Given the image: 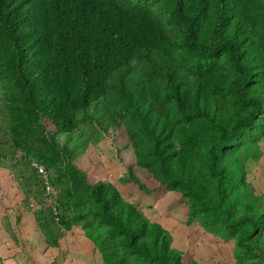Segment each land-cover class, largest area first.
<instances>
[{
    "label": "trees",
    "instance_id": "1",
    "mask_svg": "<svg viewBox=\"0 0 264 264\" xmlns=\"http://www.w3.org/2000/svg\"><path fill=\"white\" fill-rule=\"evenodd\" d=\"M263 29L264 0H0V169L16 181L25 210L32 211L31 199L45 200L37 169L20 161L32 160L40 130H53L55 139L82 138L80 122L99 124L101 114L112 127H124L113 141L135 150L140 139L126 120L135 128L164 121L177 147L155 146L150 157L138 158V165L152 167L147 180L183 192L212 226L239 233L238 246L264 262V250L247 244L264 212L237 213L251 199L222 164L224 150L264 113V88L253 89L255 78L264 83ZM134 63L143 65L142 74L130 73ZM114 75L118 85H111ZM193 160L213 185L193 177ZM106 192L95 182L90 194L122 235L124 252L139 264H180L158 226ZM68 213L64 205L33 210L39 228L47 219L66 225Z\"/></svg>",
    "mask_w": 264,
    "mask_h": 264
},
{
    "label": "rangeland",
    "instance_id": "2",
    "mask_svg": "<svg viewBox=\"0 0 264 264\" xmlns=\"http://www.w3.org/2000/svg\"><path fill=\"white\" fill-rule=\"evenodd\" d=\"M260 34H264V29ZM254 63L256 71L257 60ZM140 66L143 65L134 63L130 73L142 74L144 67ZM255 80L258 83L253 89L259 93L258 87L264 88V83ZM164 82L162 77L157 82L159 94L163 93ZM116 84L114 75L111 85ZM262 94L264 98V90ZM132 105L137 107L136 103ZM167 106L173 112L171 103ZM148 112L152 114L149 107ZM100 115L99 124L80 122L82 138L55 139L51 137L53 130L36 134L31 145L32 160L20 161L31 164L33 169L43 168L54 194H45L41 205L31 199L32 211L25 210L24 196L11 173L0 169V264H139L135 254L123 251L122 235L99 211L100 201L90 194L95 182L104 184L108 199L117 194L148 225L158 226L169 247L179 253L180 264H264L260 257L238 246L239 233H232L221 224L212 226L206 210L192 203L183 192L164 190L161 181L147 180L152 167L138 165V158L150 157L155 146L167 151L177 147L176 133L167 122L159 121L156 126L154 120L148 126L139 122L135 128L127 119L132 136L140 139L134 150L130 144L113 141L118 132L125 131L121 122L112 127L113 122ZM141 116L144 122L149 119ZM222 164L232 171L233 183L240 186L243 196L251 199L237 213H263L264 113L224 150ZM191 172L197 181L209 187L214 184L198 160L192 161ZM62 205L69 210L64 215L66 225L47 219L44 228L37 226L33 210L45 212L49 207ZM49 232L53 235L49 236ZM247 244L264 250V220L258 222L257 234Z\"/></svg>",
    "mask_w": 264,
    "mask_h": 264
},
{
    "label": "built area",
    "instance_id": "3",
    "mask_svg": "<svg viewBox=\"0 0 264 264\" xmlns=\"http://www.w3.org/2000/svg\"><path fill=\"white\" fill-rule=\"evenodd\" d=\"M36 169H37L38 174L40 175L41 180L43 181L45 194L46 195H53L54 191L52 190V187H51L50 183L48 182L46 172L41 167H37Z\"/></svg>",
    "mask_w": 264,
    "mask_h": 264
}]
</instances>
